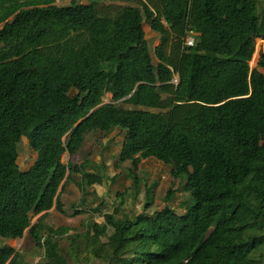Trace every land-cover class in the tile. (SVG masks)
<instances>
[{
    "label": "trees",
    "instance_id": "16d2710c",
    "mask_svg": "<svg viewBox=\"0 0 264 264\" xmlns=\"http://www.w3.org/2000/svg\"><path fill=\"white\" fill-rule=\"evenodd\" d=\"M138 3L0 0V264L25 263L2 239L27 231L43 249L37 264H264V49L251 65L264 35L259 0ZM145 19L161 36L157 64ZM117 128L136 191L141 162L154 157L185 180L192 202L183 214L168 204L134 219L105 214L69 234L65 250L70 228L50 225L48 213H66L62 192L74 183L82 196L72 216L83 214L106 167L63 156ZM24 136L37 152L25 171ZM146 197L148 209L152 185Z\"/></svg>",
    "mask_w": 264,
    "mask_h": 264
},
{
    "label": "rangeland",
    "instance_id": "374dc122",
    "mask_svg": "<svg viewBox=\"0 0 264 264\" xmlns=\"http://www.w3.org/2000/svg\"><path fill=\"white\" fill-rule=\"evenodd\" d=\"M73 0H57L58 5H69ZM81 3H89L91 0H78ZM139 0H105V4L119 3L139 5ZM258 13L260 10L258 9ZM261 15V14H259ZM146 38L149 42L150 49L153 55L154 63H158L155 53V47L161 43V36L159 33L152 30L150 26V19L144 21ZM264 49V39L257 38V49L253 60L252 67H256L260 59V52ZM258 51V52H257ZM257 54V56H256ZM262 69V68H261ZM111 95L105 98V103L109 102ZM128 107V105H126ZM125 133L121 129H115L112 133L105 135L103 132H93L87 135L86 141L81 151L72 156L66 153L63 156L64 162L81 163L86 158H90L94 163H97V168L105 165L106 170L100 169L101 173H106L105 182L103 184H95L87 188L88 204L85 212L81 215L72 216L75 207L73 203L79 202L81 192L74 183L65 186L62 192V200L65 205L66 213H60L55 208L48 213L47 222L58 228L60 226H67L70 228L68 232L61 235L62 244L67 249L69 234L75 232L87 231L90 222L93 220L98 223L105 222V214L112 213L117 218L129 217L134 219L138 214L147 211L153 213L162 210L167 204L175 208L178 213L185 212L182 204L186 202L190 204L192 199L185 191V180L175 179L171 174V166L167 165L154 157L144 159L140 164L138 175L141 178L140 190L136 191L134 188V180L131 176L132 163L130 161L121 162L119 160L120 150L124 142ZM37 159V152L31 147L29 139L24 136L19 145V159L18 163L21 170L25 171L35 163ZM89 169H95V166H89ZM103 173V174H104ZM77 178L80 179L78 176ZM153 186V193L155 194V202L152 207L146 209V191L149 186ZM172 188L176 194L174 198L167 202L165 200L168 190ZM93 208H99L98 212L94 214ZM39 216H35V222ZM107 240L106 237L103 238ZM2 243L10 244L17 248L18 251H23L25 254L24 264H37L43 257V249L39 248L34 239L28 235V231L23 238L4 240ZM89 264H106L104 261L95 257L90 258Z\"/></svg>",
    "mask_w": 264,
    "mask_h": 264
},
{
    "label": "built area",
    "instance_id": "2783aa9c",
    "mask_svg": "<svg viewBox=\"0 0 264 264\" xmlns=\"http://www.w3.org/2000/svg\"><path fill=\"white\" fill-rule=\"evenodd\" d=\"M186 44L188 46H191V47L195 46L197 44V38H196V36L195 35L188 36L187 39H186ZM174 82H175V84H178L179 83L178 76L175 77Z\"/></svg>",
    "mask_w": 264,
    "mask_h": 264
},
{
    "label": "crops",
    "instance_id": "0c3cea01",
    "mask_svg": "<svg viewBox=\"0 0 264 264\" xmlns=\"http://www.w3.org/2000/svg\"><path fill=\"white\" fill-rule=\"evenodd\" d=\"M103 4H105V0H100ZM115 3V2H114ZM109 4V3H108ZM115 4H119V3H115ZM123 5V4H121ZM125 5V4H124ZM132 5V4H131ZM258 9L260 10V13L259 14H264V0H259V3H258ZM145 29V27H144ZM157 47V46H156Z\"/></svg>",
    "mask_w": 264,
    "mask_h": 264
},
{
    "label": "water",
    "instance_id": "95a60500",
    "mask_svg": "<svg viewBox=\"0 0 264 264\" xmlns=\"http://www.w3.org/2000/svg\"><path fill=\"white\" fill-rule=\"evenodd\" d=\"M262 38L264 39V35H262Z\"/></svg>",
    "mask_w": 264,
    "mask_h": 264
},
{
    "label": "clouds",
    "instance_id": "9594fccd",
    "mask_svg": "<svg viewBox=\"0 0 264 264\" xmlns=\"http://www.w3.org/2000/svg\"><path fill=\"white\" fill-rule=\"evenodd\" d=\"M150 24H151V20H150ZM262 51V50H261ZM261 53V52H260Z\"/></svg>",
    "mask_w": 264,
    "mask_h": 264
},
{
    "label": "bare ground",
    "instance_id": "6f19581e",
    "mask_svg": "<svg viewBox=\"0 0 264 264\" xmlns=\"http://www.w3.org/2000/svg\"><path fill=\"white\" fill-rule=\"evenodd\" d=\"M258 52V51H257ZM256 56H257V54H256Z\"/></svg>",
    "mask_w": 264,
    "mask_h": 264
}]
</instances>
